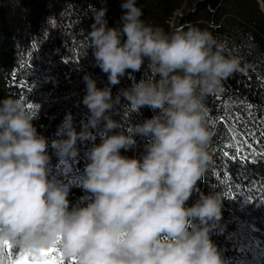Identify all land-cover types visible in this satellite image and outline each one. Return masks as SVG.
Here are the masks:
<instances>
[{"label": "clouds", "instance_id": "clouds-1", "mask_svg": "<svg viewBox=\"0 0 264 264\" xmlns=\"http://www.w3.org/2000/svg\"><path fill=\"white\" fill-rule=\"evenodd\" d=\"M121 7L120 27L108 26L106 7H91L94 22L84 36L111 85L149 61L151 75L121 92L130 111L155 112L131 130L147 138L145 154H121L135 143L113 131L121 127L112 118L121 96L114 100L110 87L98 88L86 74L89 124L77 132L69 112L57 133L66 138L52 141L59 156L75 157L77 141L103 125L81 181L86 195L70 207L68 188L49 179V145L33 124L36 112L24 95L0 100V264H9V245L13 255L58 247L79 264H227L211 239L223 194L186 202L212 160L206 100L250 65L207 29L168 34L142 19L137 0Z\"/></svg>", "mask_w": 264, "mask_h": 264}, {"label": "trees", "instance_id": "trees-1", "mask_svg": "<svg viewBox=\"0 0 264 264\" xmlns=\"http://www.w3.org/2000/svg\"><path fill=\"white\" fill-rule=\"evenodd\" d=\"M197 1L137 0L146 23L168 34L191 26L207 29L250 65L247 74L232 75L223 82L222 92L206 100L209 126L215 131L209 146L212 160L186 206L194 205L201 193L220 191L224 196L222 215L211 233L218 251L227 264H264V249L255 242L259 239L264 246V158L249 149L252 145L255 152H264V13L258 0H226L217 12L195 10ZM123 2L0 0V100L24 95L28 105L34 106L30 109L36 112L33 124L38 135L48 140L49 179L68 188L70 207L82 203L86 195L81 181L89 163L88 153L102 142L103 125L92 129L88 139L77 141L75 157L59 156L52 141L66 138L57 133L69 112L77 132L89 124L91 113L83 103L86 74L95 79L98 88L110 87L114 100L121 96L112 111V118L121 127L113 131L133 135L135 141L121 154L140 159L145 154L147 138L131 130L155 112L147 106L130 111L121 92L151 75L149 61L146 58L139 71L126 70L120 82L111 85L84 36L94 22L91 7H106L108 26H122ZM49 17L54 18L52 26ZM256 140L261 143L256 144ZM237 148L248 159L233 160L223 155H236ZM227 177L230 180L223 182ZM228 192L235 198H229Z\"/></svg>", "mask_w": 264, "mask_h": 264}, {"label": "snow or ice", "instance_id": "snow-or-ice-1", "mask_svg": "<svg viewBox=\"0 0 264 264\" xmlns=\"http://www.w3.org/2000/svg\"><path fill=\"white\" fill-rule=\"evenodd\" d=\"M33 107L34 106L31 104L28 105L29 109H32ZM249 107H251V105H249ZM220 119L224 120L225 118L221 117ZM251 135L255 136V133H252ZM261 138L264 139V128L261 129ZM233 139H235V134H233ZM245 142L247 141L245 140ZM255 143L260 144L261 140H256ZM227 147L231 148L232 145L228 144ZM249 149H251L257 156L264 158V152H255V149L252 148V145H249ZM223 155L225 157H230L233 160L237 159L238 157L240 159H248V157L240 155L239 148H237L236 155H231L228 152H223ZM217 175L219 176L220 173H217ZM229 180L230 177H227L226 180L223 182L227 183ZM226 195L229 198H235V196L231 192H228ZM261 200H264V196L261 197ZM9 264H79V262L75 257L71 259H66L58 247L44 249L41 250L39 253L23 252L19 255H13L12 246L9 245Z\"/></svg>", "mask_w": 264, "mask_h": 264}, {"label": "water", "instance_id": "water-1", "mask_svg": "<svg viewBox=\"0 0 264 264\" xmlns=\"http://www.w3.org/2000/svg\"><path fill=\"white\" fill-rule=\"evenodd\" d=\"M226 0H198L195 5L194 9L198 10L199 8H208L211 12H217L223 5ZM260 3V8L264 13V0H258Z\"/></svg>", "mask_w": 264, "mask_h": 264}, {"label": "rangeland", "instance_id": "rangeland-1", "mask_svg": "<svg viewBox=\"0 0 264 264\" xmlns=\"http://www.w3.org/2000/svg\"><path fill=\"white\" fill-rule=\"evenodd\" d=\"M179 13H181V12H179ZM255 242H256V244H258L260 246V248L264 249V246L260 244L259 239H256Z\"/></svg>", "mask_w": 264, "mask_h": 264}]
</instances>
